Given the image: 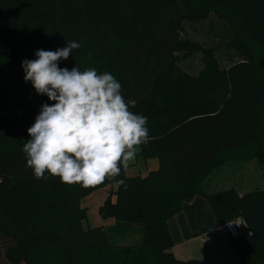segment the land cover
Masks as SVG:
<instances>
[{"label": "trees", "instance_id": "1", "mask_svg": "<svg viewBox=\"0 0 264 264\" xmlns=\"http://www.w3.org/2000/svg\"><path fill=\"white\" fill-rule=\"evenodd\" d=\"M212 14L229 27L225 67L185 35ZM67 40L81 47L59 67L110 72L129 109L148 118L151 139L137 155L159 166L146 176L122 169L127 190L36 179L26 167L27 129L54 101L25 82L22 61ZM197 54L204 66L193 75L181 60ZM250 161L264 168V0H0V264H215L171 251L169 221L195 196L219 223L243 218L252 236L231 246L241 264H264V189L240 195L211 185L220 168ZM107 187L99 214L116 227L85 229L82 200ZM133 227L136 242L112 240Z\"/></svg>", "mask_w": 264, "mask_h": 264}, {"label": "clouds", "instance_id": "2", "mask_svg": "<svg viewBox=\"0 0 264 264\" xmlns=\"http://www.w3.org/2000/svg\"><path fill=\"white\" fill-rule=\"evenodd\" d=\"M80 47L67 40L66 47L38 49L36 59L22 61L25 82L54 101L41 106L27 129L30 138L21 149L26 167L36 179L59 177L64 184L83 188L107 180L114 189L127 190L126 181L117 177L140 146L149 143L148 118L129 109L121 83L110 72L59 67V61Z\"/></svg>", "mask_w": 264, "mask_h": 264}, {"label": "crops", "instance_id": "3", "mask_svg": "<svg viewBox=\"0 0 264 264\" xmlns=\"http://www.w3.org/2000/svg\"><path fill=\"white\" fill-rule=\"evenodd\" d=\"M148 161V170L158 168L157 159ZM224 167V171L236 167V176H213L211 185L214 192L235 188L243 195L264 189V168L255 161L230 163ZM224 225L225 223L216 220L209 202L204 197H193L184 203L182 212L169 221V230L174 241L172 253L182 261L241 264L231 246V238L223 230Z\"/></svg>", "mask_w": 264, "mask_h": 264}, {"label": "rangeland", "instance_id": "4", "mask_svg": "<svg viewBox=\"0 0 264 264\" xmlns=\"http://www.w3.org/2000/svg\"><path fill=\"white\" fill-rule=\"evenodd\" d=\"M221 22L216 15L212 14L207 22L198 24L195 28L193 26H189L185 35L194 40L202 41L208 47H212L217 54L219 63L221 66L225 67L230 63L232 50L229 48V43L226 38L229 27L228 29L225 27V29L221 26L223 23ZM217 32H221V37H217ZM181 65L186 72L193 75L199 74L204 66L202 54L188 55L184 57L181 60ZM149 165V161H145L137 155L133 161L129 162V167L126 169V175L129 177L146 176L150 171L148 170ZM224 168L225 167H222L213 176H217V178L220 176H226L227 178L236 176V167H230V169L225 171ZM221 187L224 188L225 186ZM110 192L111 187H107L103 190H98L92 193L82 200V206L87 209L88 213V220L83 223L85 229H93L102 226L103 228L109 230L116 227V221L114 219L104 220L99 214V208L104 204L105 200L110 195ZM139 238L140 234L138 232V227H133V230L125 236L113 234L112 240L116 244H128L136 242Z\"/></svg>", "mask_w": 264, "mask_h": 264}, {"label": "built area", "instance_id": "5", "mask_svg": "<svg viewBox=\"0 0 264 264\" xmlns=\"http://www.w3.org/2000/svg\"><path fill=\"white\" fill-rule=\"evenodd\" d=\"M223 230L225 234L231 239L239 238L245 233H247L249 236H252V231L249 229L247 222L243 218L226 222Z\"/></svg>", "mask_w": 264, "mask_h": 264}]
</instances>
